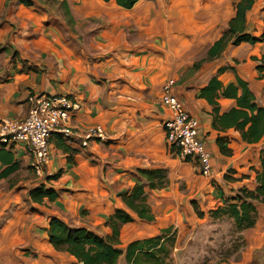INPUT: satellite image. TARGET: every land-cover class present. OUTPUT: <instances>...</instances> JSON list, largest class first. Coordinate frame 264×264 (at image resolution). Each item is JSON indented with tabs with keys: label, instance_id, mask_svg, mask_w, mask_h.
<instances>
[{
	"label": "crops",
	"instance_id": "crops-1",
	"mask_svg": "<svg viewBox=\"0 0 264 264\" xmlns=\"http://www.w3.org/2000/svg\"><path fill=\"white\" fill-rule=\"evenodd\" d=\"M240 1L138 0L124 9L102 0H0V118H23L32 93L64 94L80 105L68 119L72 127L101 126L108 137L80 147L53 134L42 179L31 171L22 145L0 144L18 165L0 178V264L76 263L50 244V220L110 236L107 221L119 209L128 212L122 196L138 181V169L165 170L167 184L144 187L154 220L130 214L132 222L119 235L123 251L168 227L177 229L178 241L186 234L190 240L225 198L255 189L251 168L260 169L263 140L247 144L234 128H214L212 107L221 115L235 102L218 91L210 105L201 92L213 77L224 87L239 78L264 107V0H254L245 14V33L254 44H229L219 58L192 70L228 30ZM169 80L173 95L199 121L211 177L200 175L195 161L175 157L165 142L163 123L171 113L161 95ZM5 168L0 163V172ZM40 187L57 197L32 202L30 192ZM192 203L204 217L196 216ZM245 239L232 264L250 263L264 245L262 231ZM121 259L117 264H124Z\"/></svg>",
	"mask_w": 264,
	"mask_h": 264
},
{
	"label": "trees",
	"instance_id": "trees-1",
	"mask_svg": "<svg viewBox=\"0 0 264 264\" xmlns=\"http://www.w3.org/2000/svg\"><path fill=\"white\" fill-rule=\"evenodd\" d=\"M113 2L124 9L132 8L138 0H102ZM21 3L24 0H20ZM254 0H241L236 5V16L229 22L228 30L209 47L203 58L198 60L192 70L195 71L204 61L220 57L229 44L239 45L242 42L254 44L256 39L245 33V14L251 8ZM220 91L222 96L232 99L235 106L229 111L219 114L217 107L213 108V127L220 130L234 128L240 132L241 139L247 144H256L263 140L259 151L260 169L256 171L254 190L242 188L230 197L225 207L218 208L212 214H227L238 230L252 228L256 223V203L264 204V107L251 92L248 84L237 78L236 83L226 87L213 77L202 90L201 95L210 105ZM222 148V140L218 141ZM0 163L6 168L0 172V178L7 177L17 170L14 156L5 150H0ZM138 181L132 189L122 196L128 210H117L110 216L107 224L112 234L100 236L82 227H70L59 219L53 218L48 225V240L58 252L66 253L75 258L74 264H117L123 256L126 264H167L176 236L173 227L163 228L153 237L130 242L124 251L118 247L120 230L124 224L132 222L130 214L142 221L151 222L154 216L147 201L144 187L161 189L167 184L166 171L162 169L137 170ZM32 202H42L43 199L54 200L57 194L40 187L30 192Z\"/></svg>",
	"mask_w": 264,
	"mask_h": 264
},
{
	"label": "built area",
	"instance_id": "built-area-1",
	"mask_svg": "<svg viewBox=\"0 0 264 264\" xmlns=\"http://www.w3.org/2000/svg\"><path fill=\"white\" fill-rule=\"evenodd\" d=\"M175 82L167 81L162 87L161 103L169 109L170 117L163 123L165 142L182 161H195L200 175L212 176L211 157L199 137V121L191 116L173 95ZM28 109L21 119L0 118V144L9 149L22 145L29 156V167L36 178L46 175L50 161L49 139L58 134L64 141L77 142L87 147L93 141L106 142L107 134L101 126L88 129L72 127L68 123L79 102L67 95L32 93L27 97Z\"/></svg>",
	"mask_w": 264,
	"mask_h": 264
},
{
	"label": "rangeland",
	"instance_id": "rangeland-1",
	"mask_svg": "<svg viewBox=\"0 0 264 264\" xmlns=\"http://www.w3.org/2000/svg\"><path fill=\"white\" fill-rule=\"evenodd\" d=\"M171 153L177 156L173 149ZM251 169L256 174L257 170L253 167ZM230 197L225 198L222 206L208 212L207 219L196 225L190 240L186 239L188 236L186 234L178 241L177 238L181 236L177 229H174L176 242L166 261L167 264H232L239 259L242 249L246 248V234L252 231H255V234L257 231L264 233V204L256 203V223L252 228L244 230H238L234 220L227 214L220 213L215 216L212 214L218 208L225 207ZM192 206L197 217H204V213L197 208L196 204L192 203ZM121 258L126 264L124 257ZM248 264H264V245L252 255V260Z\"/></svg>",
	"mask_w": 264,
	"mask_h": 264
}]
</instances>
